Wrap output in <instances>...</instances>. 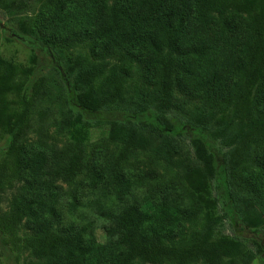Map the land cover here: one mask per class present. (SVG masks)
<instances>
[{"label": "trees", "instance_id": "16d2710c", "mask_svg": "<svg viewBox=\"0 0 264 264\" xmlns=\"http://www.w3.org/2000/svg\"><path fill=\"white\" fill-rule=\"evenodd\" d=\"M37 2L36 50L57 68L54 49L84 41L95 60L121 58L109 80L110 102L120 100L126 78L137 77L154 92L160 110L172 106L175 90L214 111L235 108L244 133L232 160L249 146L254 151V165L236 174V183L249 201L264 205V0H23L15 8L34 13ZM29 20L19 19L18 27L26 28ZM10 31L25 42L20 32ZM75 65L78 85L98 78L84 60ZM0 71L7 75L8 67L0 63ZM60 73L69 87L72 71L62 67ZM41 86L32 78L17 95L0 145V193L14 190L8 212L0 214L2 245L29 249L26 264H222L238 258L241 250L232 240L199 234L187 239L198 211L184 188H154L148 179L156 176L155 168L124 165L135 152L136 133L116 159L100 149L86 156L87 128L70 120L63 123L71 130V146L56 148L44 140L22 145ZM68 102L80 117L101 112L90 94L74 93ZM38 117L42 131L46 112ZM151 120L161 133L169 132L155 115ZM190 129L225 211L233 213L225 165L210 153L204 128ZM100 222L103 243L95 236ZM20 225L29 233L24 239L17 236Z\"/></svg>", "mask_w": 264, "mask_h": 264}, {"label": "rangeland", "instance_id": "374dc122", "mask_svg": "<svg viewBox=\"0 0 264 264\" xmlns=\"http://www.w3.org/2000/svg\"><path fill=\"white\" fill-rule=\"evenodd\" d=\"M21 1L0 0V63L8 67L7 75L0 71V145L9 132L7 125L13 122L17 95L25 90L32 78L39 79L42 86L31 112L32 128L21 139L22 145L29 146L44 140L56 148L71 146V130L63 123L70 120L87 128L84 142L86 156L100 149L106 150L116 159L130 135L136 133L135 152L129 154L124 165L155 168L156 176L148 179L154 188L174 185L189 193L198 213L189 225L187 239L192 234L210 236L214 240L226 238L236 243L241 254L235 261L225 260L222 264H264V205L249 201L250 194L236 183V174L254 165L253 146L245 148L236 161L232 160L233 150L240 146L244 133L238 124L237 110L214 111L201 102L187 100L176 90L172 106L168 110H160L155 104L154 92L142 88L137 77L126 78L120 100L110 102L106 97L110 89L109 80L118 73L121 58L95 60L91 56L89 43L84 41L72 47L55 48V54L60 59V67L57 68V64L36 50L39 36L33 21L40 3H36L34 13H25L15 8ZM26 16L30 19L25 23L26 28H19V19ZM10 30L20 32V38L25 42L18 40ZM76 60H84L86 70L98 72L93 84L78 85ZM62 67L72 71L69 87L61 77ZM74 93L90 94L101 112L95 117L89 114L80 117L68 102L69 96ZM41 111L46 112L42 131L38 127ZM137 113L144 115L133 116ZM152 115L169 132L161 133L158 125H153ZM125 116L131 119H123ZM191 126L204 128L210 153L216 156L219 164L226 167L233 196V213L225 211L214 178L197 156L195 133L190 129ZM13 192L8 190L0 193L1 215L8 212ZM101 225V222L98 223L95 236L98 242L103 243L104 234L99 229ZM17 236L22 239L29 236L23 225L18 227ZM257 244L261 245V250ZM30 254L29 249L15 250L0 243V264H26Z\"/></svg>", "mask_w": 264, "mask_h": 264}]
</instances>
